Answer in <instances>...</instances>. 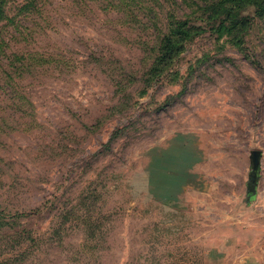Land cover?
<instances>
[{
	"label": "rangeland",
	"instance_id": "rangeland-1",
	"mask_svg": "<svg viewBox=\"0 0 264 264\" xmlns=\"http://www.w3.org/2000/svg\"><path fill=\"white\" fill-rule=\"evenodd\" d=\"M30 2L0 35V77L25 70L0 90V264H264V0Z\"/></svg>",
	"mask_w": 264,
	"mask_h": 264
},
{
	"label": "trees",
	"instance_id": "trees-1",
	"mask_svg": "<svg viewBox=\"0 0 264 264\" xmlns=\"http://www.w3.org/2000/svg\"><path fill=\"white\" fill-rule=\"evenodd\" d=\"M13 0H0V35H1V29L2 27L7 28L10 23H12V20H8L7 18V12H6V8L9 2H11ZM31 2L26 6V9H29V11L31 10V5L35 4V0H30ZM72 2L75 0H71ZM89 1H93V2H98L99 4H104V2H108L110 4H121L124 3V0H89ZM5 21L8 23H5ZM5 24V25H4ZM168 26H161L158 27L155 24L150 25V30L151 33L146 35L143 39V43H145V41H148L147 43L149 44V52L155 54L152 59H154L155 61L158 60L159 58H166V56H160V54L169 47V45L171 43H173L169 37V35L167 34L168 32ZM171 34V33H169ZM2 39L0 38V53L2 52L3 47L1 46L2 44ZM3 45V44H2ZM169 51L173 50V48H168ZM1 58H5L0 54V61ZM16 57H14L15 59ZM148 57H146L145 59H147ZM149 59V58H148ZM6 68L3 69L1 71V81H0V90L3 92H7L10 89V84L13 82L14 79L16 78H21L24 73L25 70L23 69L24 65L21 66L20 63H17V61L10 62V64H8L7 66H5ZM15 93L14 91L12 92V96L14 97ZM12 96L10 95V98H12ZM14 116V115H13ZM11 115V117H13Z\"/></svg>",
	"mask_w": 264,
	"mask_h": 264
},
{
	"label": "crops",
	"instance_id": "crops-1",
	"mask_svg": "<svg viewBox=\"0 0 264 264\" xmlns=\"http://www.w3.org/2000/svg\"><path fill=\"white\" fill-rule=\"evenodd\" d=\"M261 182L258 180V179H254V185H253V187H254V194H253V197H254V199H258V194H259V186H261V184H260ZM246 204H252V199H247L246 200ZM262 213H263V210H262ZM244 218H246V217H244ZM230 220L231 219H229L228 218V220H223V221H220V223H221V225H220V227L222 226H226L227 224H229V222H230ZM241 223H243V224H241ZM245 223H244V221L243 220H241L240 221V226L242 227V225H244ZM244 226H246V225H244ZM241 229H244V234L246 235V234H248L249 232H248V229H245L244 227H242ZM250 233H251V231H250ZM232 236L233 235H231V236H229V237H225V239L227 240L228 238H232ZM263 238H261V240H262ZM241 240H245V239H243L242 237H241ZM243 243H246L245 245H244V248H245V250H250V249H253V241H251V242H249V241H244Z\"/></svg>",
	"mask_w": 264,
	"mask_h": 264
},
{
	"label": "water",
	"instance_id": "water-1",
	"mask_svg": "<svg viewBox=\"0 0 264 264\" xmlns=\"http://www.w3.org/2000/svg\"><path fill=\"white\" fill-rule=\"evenodd\" d=\"M258 153H254V157H253V166H254V170L257 171L258 169Z\"/></svg>",
	"mask_w": 264,
	"mask_h": 264
}]
</instances>
